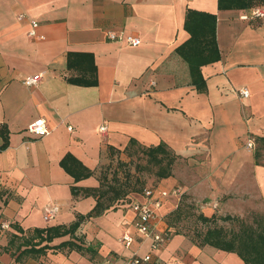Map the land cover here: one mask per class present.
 Returning <instances> with one entry per match:
<instances>
[{
	"label": "crops",
	"instance_id": "crops-1",
	"mask_svg": "<svg viewBox=\"0 0 264 264\" xmlns=\"http://www.w3.org/2000/svg\"><path fill=\"white\" fill-rule=\"evenodd\" d=\"M261 7L219 10L217 0H0V146L8 141L0 151V264H125L148 253L149 264H244L235 253L197 245L167 218L185 192L196 196L206 216L212 206L230 213L234 201L219 203L223 196L257 191L264 203V165L246 147L251 137H264V17L252 16L264 13ZM188 9L216 16L220 59L200 68L205 93L195 90L175 52L189 38ZM30 21L38 23L34 38L28 37ZM108 31L141 44L108 41ZM68 53L93 56L97 86L67 82L79 74L67 68ZM37 75L35 85L23 84ZM241 89L247 97L238 95ZM39 118L50 130L43 137L28 131ZM130 139L144 147L163 143L187 163V174L175 167L147 187L178 191L156 211L155 224L167 235L162 246L151 251L136 231L130 205L145 200L133 193L78 228L77 238L97 250L92 259L50 249L16 263L4 252L10 235H21L17 228L27 234L69 226L89 213L95 199L75 198L71 187L98 188L108 147L122 151ZM66 154L92 176L75 182L60 166ZM195 189L205 193L201 200ZM123 234L133 238L128 248Z\"/></svg>",
	"mask_w": 264,
	"mask_h": 264
},
{
	"label": "trees",
	"instance_id": "trees-1",
	"mask_svg": "<svg viewBox=\"0 0 264 264\" xmlns=\"http://www.w3.org/2000/svg\"><path fill=\"white\" fill-rule=\"evenodd\" d=\"M259 2H264V0H217V5L219 10H246L253 8ZM215 25V15L188 9L184 18V30L189 34V38L175 50L188 65L191 84L198 93H205L207 90L200 68L220 59L215 39ZM67 68L69 70L75 69L79 73L77 77L67 78V82L70 84L83 87L97 86L96 67L94 66L92 55L68 53ZM3 140L4 142L0 146V151L4 150L8 144L6 137ZM256 142L264 145V137H257ZM132 145L139 146L138 148L142 155L156 167L155 176L157 179H166L172 176L173 166L178 157L163 143L155 147H144L137 144L135 140L130 139L122 151L116 150L113 147H108V150L110 154L122 152L129 156V149ZM254 155L256 164L262 165L260 163L262 155L259 148L256 149ZM60 166L75 182L88 178L93 174L70 154H66L63 157L60 161ZM99 174V187L96 189L71 187L73 197L76 198L81 195L95 199V205L89 213L77 215L76 220L69 226L33 229L27 234H24L23 230L17 228L21 235H10L4 252L9 253L16 263H21L27 257L36 258L44 255L50 249L66 252L74 251L83 256H89L92 259L97 254V250L90 245L85 246L75 235L80 225L91 218L102 215L111 208H116L115 204L125 196L132 194V192L138 193V191L134 190L127 191L122 182L114 179V177L107 180L102 172V168ZM109 193L112 195L108 196ZM140 193L142 194L143 191ZM198 219L202 223H207L219 218L214 214L208 217L201 213L198 215ZM232 219L236 220L235 217L231 216H225L221 220ZM256 221H258L257 224L260 228L258 232H254L252 230L253 227H248L244 224L238 232L233 233L228 239H225L222 236L224 233L221 229L208 228L204 234L198 236L199 241L196 243L199 246L209 245L221 251L235 253L244 264H264V217L258 216ZM65 236H69V240L63 241L56 246L49 245L56 238Z\"/></svg>",
	"mask_w": 264,
	"mask_h": 264
},
{
	"label": "rangeland",
	"instance_id": "rangeland-1",
	"mask_svg": "<svg viewBox=\"0 0 264 264\" xmlns=\"http://www.w3.org/2000/svg\"><path fill=\"white\" fill-rule=\"evenodd\" d=\"M264 2L256 3L254 7L256 9L262 8ZM257 137H251L254 140V148L251 149L254 152L257 148L260 149L261 159L260 163L264 165V145L256 142ZM139 146L132 145L129 149L130 155L114 152L109 154L107 161L102 165V172L107 180L114 179L122 182V185L127 191H138L142 192L151 184H156L159 180L155 176L156 167L153 166L145 156L139 151ZM180 169L182 174H187L189 171L186 170V161L177 160L173 166L174 168ZM101 170V169H100ZM99 170V172H100ZM100 176V175H99ZM253 188V187H252ZM198 189H195L197 191ZM135 192H132V194ZM200 198L205 194L202 190H198ZM112 194L109 193L108 196ZM127 196L117 202L115 206L126 200ZM196 196H193L189 192H185L178 203V210L167 218L168 225H172L177 232L183 233L189 236L192 241H199L198 236L205 233L208 228L221 229L224 233L222 236L228 239L233 233H236L245 224L248 227H253L254 232H258L260 228L256 219L264 217V203L259 198L257 191L253 194L240 193L230 196H223L218 201L224 203L227 198L231 199L234 204L229 212H222L220 208L212 206L213 214L216 215L217 220L202 223L198 219V215L202 213L200 204L195 201ZM204 214V213H202ZM212 214V215H213ZM205 215V214H204ZM208 216V215H207ZM225 216L235 217L232 220H221ZM210 217V216H208ZM238 219V220H237Z\"/></svg>",
	"mask_w": 264,
	"mask_h": 264
},
{
	"label": "built area",
	"instance_id": "built-area-1",
	"mask_svg": "<svg viewBox=\"0 0 264 264\" xmlns=\"http://www.w3.org/2000/svg\"><path fill=\"white\" fill-rule=\"evenodd\" d=\"M252 16L256 18L264 17V13L255 10L252 12ZM22 18V15L18 17ZM31 29L28 32V37L34 38L36 37L35 29L38 26V23L35 21H30ZM40 39L43 37L40 36ZM106 38L108 41L123 43L128 47H138L141 44V41L137 37H133L131 35L121 36L120 34H116L114 31H108ZM39 81V76H33L25 79L23 84L30 87L35 85ZM238 95L240 97H247L248 91L246 89H241L238 91ZM68 130L71 131V128L68 127ZM29 133L33 134L36 137H43L49 134V127L46 124V121L39 118L34 120L28 126ZM100 131H105V127H101ZM246 147L248 149L254 148V140L248 139L246 143ZM178 194L177 190H173L171 193L163 190H157L154 187L145 188L142 193V197L144 198V202H135L130 205L131 211L134 215L133 225L136 231L141 235L143 241H149L150 250L154 251L162 246L163 242L167 238L166 232L160 230L155 224L156 219V211L161 207L162 199L167 197L168 195ZM2 228L6 229L8 226L6 224H2ZM121 243L125 247H129L133 243V238L128 234H123L120 238ZM152 260L151 253L146 254L145 256L134 255L130 260H128L125 264H149ZM102 264H112L110 261H104Z\"/></svg>",
	"mask_w": 264,
	"mask_h": 264
}]
</instances>
